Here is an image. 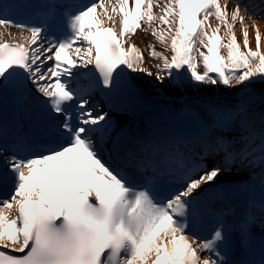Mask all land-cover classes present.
I'll use <instances>...</instances> for the list:
<instances>
[{
	"label": "snow or ice",
	"instance_id": "6c2138e0",
	"mask_svg": "<svg viewBox=\"0 0 264 264\" xmlns=\"http://www.w3.org/2000/svg\"><path fill=\"white\" fill-rule=\"evenodd\" d=\"M229 2L234 5L230 10ZM255 7L243 0H95L86 5L49 4L40 10V24L18 22L0 12V95L11 92L22 98L25 93L32 96L34 89L38 95L33 99L51 122L48 142L38 150L14 149L0 169V183L11 189L0 198V264H235L228 259L223 221L206 236L193 231L198 215L193 197L237 156H251L250 144L236 152L231 142L219 139L225 168L213 166L198 177L186 176L179 189L162 193L104 160L101 152L113 121L84 98L87 92L72 87V80L74 69L91 65L97 80L88 91L102 86L107 95L121 87L125 69L153 75L144 66L145 50L130 42L137 30L150 34L162 49L146 46L156 61L157 81L182 71L192 82L205 85L233 87L253 78L264 80L262 34L253 20L252 49L249 25L241 14L256 15ZM59 8L67 9L59 12L66 31L49 38L45 26L51 27ZM259 14L264 20V0ZM237 23L243 48L235 35ZM10 28L20 35L6 31ZM237 122L249 128L244 106L217 119L220 126ZM119 138L117 134L113 151ZM259 138L264 162V131ZM140 151L157 155L148 144ZM146 160L147 166H155L148 156L138 166H145ZM258 264H264V258Z\"/></svg>",
	"mask_w": 264,
	"mask_h": 264
},
{
	"label": "bare ground",
	"instance_id": "6f19581e",
	"mask_svg": "<svg viewBox=\"0 0 264 264\" xmlns=\"http://www.w3.org/2000/svg\"><path fill=\"white\" fill-rule=\"evenodd\" d=\"M220 2L223 4L224 0H220ZM243 2L257 6L252 9V11L257 13L256 15L249 16V13L243 10L241 13L245 16V23L249 25V45L252 49L256 47L255 30L251 27V23L254 20L262 34L260 45L261 51H264V20H261L259 14L260 0H243ZM233 6V3H228L229 10ZM210 20L215 25L214 18H210ZM234 30L237 42L243 48L244 36L239 23L235 25ZM6 31L12 33L10 29ZM19 35L20 33L16 34V36ZM8 38L5 36V39ZM130 42L145 50L144 66L153 72V75L149 76L146 73H133L127 69L124 70L123 76L128 86L130 85L136 100L154 102L155 104L159 102V105L165 106L167 111L172 112L179 118L193 121L200 127L207 126V134L216 142L218 141L213 134V130L220 129L222 131L230 128L229 130L241 131L237 134L243 140L240 148H238L239 151L245 147L246 143L250 144L248 151L252 152V155L245 159L243 162L245 164L239 163L235 167L226 168V171L218 179L202 185V188H213L230 183H241L246 186L254 184L258 186L262 183L261 175L264 173V162L260 160L259 145L261 141L259 134L264 131V80L253 78L243 85H235L233 87H226L220 84L205 85L192 82L182 71L180 74L174 72L173 77L166 75L163 81H157L155 78L156 69L153 67L156 61L149 57L146 46L152 43L158 51H162L160 45L155 42L150 34L145 33L143 30H137L135 35L131 37ZM177 75H179V79L176 78ZM238 106H244L247 110L248 129L240 127L238 122L225 126H220L218 123L213 124V121L223 114L225 110L228 111ZM110 120L113 121L111 133H117L126 125L127 116H121L118 119L110 118ZM250 132L255 133V135L250 137ZM216 134L218 136L221 135L219 132ZM246 138L248 139L246 140ZM253 149H255L254 152ZM220 167L225 168L224 165Z\"/></svg>",
	"mask_w": 264,
	"mask_h": 264
}]
</instances>
